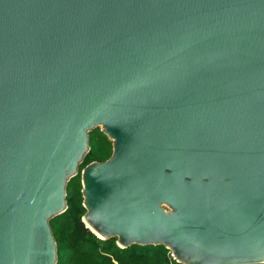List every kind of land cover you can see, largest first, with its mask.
<instances>
[{"label": "water", "instance_id": "95a60500", "mask_svg": "<svg viewBox=\"0 0 264 264\" xmlns=\"http://www.w3.org/2000/svg\"><path fill=\"white\" fill-rule=\"evenodd\" d=\"M183 264H264V0H0V264H57L51 219Z\"/></svg>", "mask_w": 264, "mask_h": 264}, {"label": "trees", "instance_id": "16d2710c", "mask_svg": "<svg viewBox=\"0 0 264 264\" xmlns=\"http://www.w3.org/2000/svg\"><path fill=\"white\" fill-rule=\"evenodd\" d=\"M113 154V141L100 127L90 132V151L79 173L67 186L68 208L50 221L58 246L57 264H183L164 244H133L121 247L117 237L102 239L83 221L82 170L93 161H105Z\"/></svg>", "mask_w": 264, "mask_h": 264}]
</instances>
